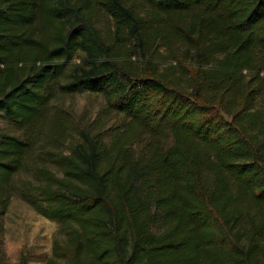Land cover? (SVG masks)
Instances as JSON below:
<instances>
[{"label":"trees","instance_id":"16d2710c","mask_svg":"<svg viewBox=\"0 0 264 264\" xmlns=\"http://www.w3.org/2000/svg\"><path fill=\"white\" fill-rule=\"evenodd\" d=\"M135 2L191 19L149 25ZM175 42L196 61L181 75L155 62ZM83 91L120 130L53 106ZM261 98L264 0H0V115L20 131L0 129V264L14 195L59 224L46 264H264Z\"/></svg>","mask_w":264,"mask_h":264},{"label":"rangeland","instance_id":"374dc122","mask_svg":"<svg viewBox=\"0 0 264 264\" xmlns=\"http://www.w3.org/2000/svg\"><path fill=\"white\" fill-rule=\"evenodd\" d=\"M135 3H137L136 8L140 9L143 14V22L149 25L159 26L165 21L173 22L177 19L179 25L185 27L191 19L189 13L182 14L181 17H169L168 19L163 13L154 16V12L149 7L147 8L145 4ZM95 23L109 41L116 45L120 43L117 37L122 35L117 31L116 23L111 16L98 9ZM122 52L124 53L122 59L126 60L129 65L142 68L141 65L147 63L140 53L144 51L136 41L128 39ZM156 54L157 67L160 70H166V66L172 63L175 75H181L187 69L191 71L196 65L193 53L186 50L185 46L179 42H175L173 48H158ZM82 56V53H78L75 62H79ZM53 104L55 108H65L75 120L81 121L82 124L93 128L100 125L104 130L107 128V132L120 130L121 124L125 120L121 114L116 112L105 114L104 96L96 92L83 91L73 94H59L53 100ZM258 105L264 106V99L260 100ZM0 129L5 132H20L2 115H0ZM2 220L4 225V250L9 264H19L22 255L27 256L29 264H46V259L52 252L53 241L59 232L58 222L38 213L18 195L11 198Z\"/></svg>","mask_w":264,"mask_h":264}]
</instances>
